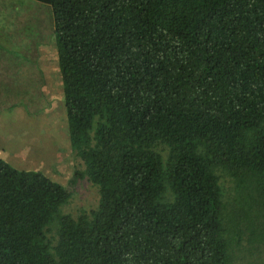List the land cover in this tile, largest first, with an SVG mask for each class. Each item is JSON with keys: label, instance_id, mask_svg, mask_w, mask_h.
<instances>
[{"label": "trees", "instance_id": "obj_1", "mask_svg": "<svg viewBox=\"0 0 264 264\" xmlns=\"http://www.w3.org/2000/svg\"><path fill=\"white\" fill-rule=\"evenodd\" d=\"M38 1L74 176L0 156V264H234L264 221V0ZM83 179L99 205L66 212Z\"/></svg>", "mask_w": 264, "mask_h": 264}, {"label": "rangeland", "instance_id": "obj_2", "mask_svg": "<svg viewBox=\"0 0 264 264\" xmlns=\"http://www.w3.org/2000/svg\"><path fill=\"white\" fill-rule=\"evenodd\" d=\"M53 26L54 23L49 25L50 28ZM47 29L46 27L42 35L43 43L38 41V55L45 56V61L41 57L31 60L34 53L32 49H28L27 55L21 56L23 54L13 47L15 52L0 47V97L9 96L10 91L7 90L8 86H4L5 82L10 81L14 88H21L22 85H35L39 81L44 84L49 80L48 76L55 81L51 85L52 92L45 86L44 93L38 96L39 99L42 95L47 97L42 102L39 101V107L32 108L29 103L19 105L21 102L15 105L11 103V107L2 106L5 103L0 102V156H8L7 149H19L17 159H13L16 167L44 171L54 180L67 186L74 176L76 158L70 146L56 40ZM39 36V31L35 30V46ZM4 56H9V59ZM3 67L9 69V76H5ZM24 108L27 111V123L17 116L18 110ZM71 190L73 200L71 198V203L65 206L66 212L76 214L79 209L96 208L99 205L98 188L86 179L78 181ZM255 229L257 234H246L244 241L232 253L234 264H261L264 261V221L259 222Z\"/></svg>", "mask_w": 264, "mask_h": 264}, {"label": "crops", "instance_id": "obj_3", "mask_svg": "<svg viewBox=\"0 0 264 264\" xmlns=\"http://www.w3.org/2000/svg\"><path fill=\"white\" fill-rule=\"evenodd\" d=\"M52 23H54L52 8L48 4L42 3L38 0H0V43L11 49L12 47L17 49L23 54L21 56L27 55L26 53L28 52V49H32V52L34 53L31 55V60L36 57H41L42 60L46 59L45 56L43 57L38 55V47L40 43H43L41 39L43 38L42 35L46 31V27L48 28L47 30H49V33L54 35V26L53 28L49 27ZM35 30L39 31V34L41 35L36 38V46L34 43ZM38 41L41 42L38 44ZM4 57L9 59V56ZM6 59H4V61ZM3 69L5 76H9L11 74L9 69L5 67H3ZM48 77H50L49 80L45 81L44 84L39 81L36 82L35 85H22L20 86L21 88H14L12 86V82L10 81L8 83L5 82L4 86H8L7 90H9L10 93L8 97H0V102L5 103L2 106L11 107V103H14L13 105H15L21 102L19 105L29 103L32 108L39 107V101L42 102L44 98H47L46 95H42L41 99L38 98L40 94L44 93L43 91L45 86L48 87L49 92H52L51 85L54 84L55 81L51 76ZM26 112L25 108L24 110H18L17 116L22 117L27 123L28 118L26 117ZM61 114L63 115V113ZM18 151L20 150L11 148L7 149L6 153L8 156H5L4 159L15 166L16 163L14 160L17 159L16 154ZM3 152L5 153L4 150Z\"/></svg>", "mask_w": 264, "mask_h": 264}]
</instances>
